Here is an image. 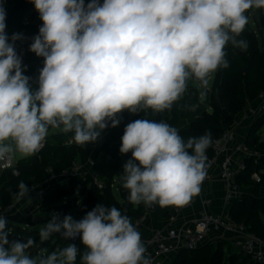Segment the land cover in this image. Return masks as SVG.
Returning <instances> with one entry per match:
<instances>
[{"label":"clouds","instance_id":"obj_1","mask_svg":"<svg viewBox=\"0 0 264 264\" xmlns=\"http://www.w3.org/2000/svg\"><path fill=\"white\" fill-rule=\"evenodd\" d=\"M42 25L29 51L43 57L37 87L24 75L15 42L23 34L6 33V9L0 0V169L16 154L30 157L44 146L49 129L73 133L86 147L120 115L170 110L190 79L229 67L226 46L247 49L237 39L248 23L246 12L264 8V0H30ZM211 133L189 137L164 120L137 119L121 137L122 187L129 203L180 206L200 192L206 175ZM17 174L13 170V175ZM12 199L31 203L20 181ZM0 215V264H152L141 234L115 207L98 203L83 218L51 219L31 237L10 239L13 229ZM55 234L74 243L50 251L40 247ZM37 249L35 255L30 249Z\"/></svg>","mask_w":264,"mask_h":264},{"label":"trees","instance_id":"obj_2","mask_svg":"<svg viewBox=\"0 0 264 264\" xmlns=\"http://www.w3.org/2000/svg\"><path fill=\"white\" fill-rule=\"evenodd\" d=\"M33 8L30 0H18L16 5L7 11L6 25L9 31L15 27L17 30L36 29L39 21L35 24H25L27 14ZM253 8L246 13L248 19ZM257 17L253 27L248 20L243 32L237 39L247 42V49L233 47L229 43L225 51L226 59L229 61V67L219 68L215 76L211 92L206 96L203 102H195L185 110V118L189 121L180 127L179 134L186 141L189 137H199L206 132L211 133V138L220 137L223 134L224 127L231 125L238 114H240L248 102L256 100L259 93L264 91V8H256ZM8 33V32H7ZM43 57L36 56L35 62L30 64L24 75L30 77V83L33 88L37 87V78L39 70L43 67ZM198 98V95L196 96ZM145 112H140L137 116H143ZM182 109L174 104L171 114L167 115V123L177 127L181 121ZM120 115L121 123L115 127L107 128L100 138L109 137L108 140L99 147L98 157H105V160L93 168V173H86L81 179L73 180L69 185H58L50 193L51 202H55L68 193L73 192L76 188H81L85 194V200L81 201L77 220L91 211L98 203L104 206L117 207L123 215L130 218L131 222L147 212V205L141 203L137 207L131 204L129 210H126V202L129 196V190L119 184V198L113 192V182L119 175L123 165L120 161L119 148L121 143L117 140L123 136L124 128L127 125L129 112L125 110ZM264 125V116L254 121L248 132L246 143L258 150L264 152V140L258 136V131ZM116 131V135L111 133ZM46 146L40 156L23 158L19 160V176L13 175V172L7 171L0 174V212L4 211L13 203L11 191L17 190V184L23 181L27 184L31 179L36 184H41L46 180V169L53 166L56 172H61L68 168L75 159H80L85 163L90 154V144L86 147L78 145L73 139V133H54L46 137ZM206 153L211 154L208 148ZM128 159L132 158L131 152L127 153ZM264 169V159L259 167L249 161L247 170L242 172L237 181L245 189L259 187L251 179L255 170ZM99 177L104 184L103 189H99L94 184V178ZM264 179V173H262ZM121 183V182H119ZM11 190V191H10ZM173 206V205H172ZM172 206L160 207L156 204L154 212L156 218L166 219L170 217ZM48 206L47 208H49ZM59 207V206H57ZM47 208H43L46 210ZM229 213L235 221L244 223L249 232L256 234L264 240V197L254 196L245 193L242 199L234 200L229 205ZM8 221L21 218L17 215H6ZM41 220L36 223L47 221ZM69 242V241H68ZM74 243L84 251L80 238ZM227 244V247L225 245ZM225 249V250H224ZM36 253V252H35ZM79 264V256L77 257ZM166 264H256L248 262L246 259H240L233 250L230 242H208L196 250H183L175 255L172 260Z\"/></svg>","mask_w":264,"mask_h":264},{"label":"built area","instance_id":"obj_3","mask_svg":"<svg viewBox=\"0 0 264 264\" xmlns=\"http://www.w3.org/2000/svg\"><path fill=\"white\" fill-rule=\"evenodd\" d=\"M41 25L42 23L38 24L36 29L18 31L23 34V39L16 41L15 48L17 54L22 57V66L28 67L31 64L33 52L29 51V46L32 43V38L38 34ZM237 116L242 120H248L250 124L263 117L264 91L259 93L256 100L248 102L244 110ZM247 135L240 136L237 129L229 125L224 127L220 137L212 138L209 147L211 154L206 153V175L200 185V192L183 205H173L170 209V217L165 219L163 226L148 230L144 237L150 211L147 210L144 215L134 221L133 225L141 234L142 242L147 249L146 255L151 257L152 264H166L183 250H196L208 242L218 243L220 240L230 242L238 257L246 259L248 262L264 264V240L249 232L244 223L232 219L229 213L230 203L242 199L243 195L247 193L246 189L237 181L239 175L247 170L249 161L259 167L264 159V152L246 143ZM102 139L106 138H99L90 145V154L85 163L80 159H75L68 168L61 172H56L53 166H49L46 169V180L43 183L36 184L33 179L27 183L30 189L29 196L37 201V208L46 203L48 195L58 185L70 186L73 180L81 179L86 173H93V168L105 160V157H98L99 142ZM45 146L46 141L43 148L34 156H40ZM18 163L19 160L14 156L6 170L0 169V174L15 170L17 173L15 176H19ZM262 173H264V169L255 170L251 179L263 185ZM218 181L223 184L222 205L219 209L216 208L217 198L214 191V184ZM116 182L114 180L112 187L116 185ZM94 184L99 189L104 188L103 181L99 177L94 178ZM69 204H72L71 210L74 207L80 208L81 200L76 198L69 201L65 196L61 206L55 212L61 215V207ZM14 209L15 204L12 203L0 212V215H16L12 213ZM195 209L198 210L189 222L176 223L186 211ZM61 218L63 217L61 216ZM78 239L79 236L69 242H75Z\"/></svg>","mask_w":264,"mask_h":264},{"label":"rangeland","instance_id":"obj_4","mask_svg":"<svg viewBox=\"0 0 264 264\" xmlns=\"http://www.w3.org/2000/svg\"><path fill=\"white\" fill-rule=\"evenodd\" d=\"M100 2L102 3L103 0H100ZM85 3H86V0H85ZM34 10H35V7L33 5V8L31 9V11L26 16L27 17L26 20H30L31 14ZM256 17H257V11H256V8H253L249 14V19H248L253 27H256V25L254 23ZM33 58H36L35 54H34ZM33 58H32V60H33ZM217 72H218V70L216 72L212 73V75L208 77L209 84L206 88L202 87L200 85V82L196 81L194 79H190L188 81L187 89H186L185 93L182 95V97L178 101H176L174 103L182 109V114H181L182 124L187 123V120H185L186 119L185 118L186 108L195 104V102H197V101L203 102L207 99L205 92L206 91L211 92V90H212L211 88L213 86L214 79H215ZM197 95H198V98L196 97ZM172 108L170 110H165L163 113H153L151 110H149L147 113H144L143 116H137L138 113L137 114H130L129 113L128 118H127V124L132 122V121H135L137 119H148L150 121L154 120L156 122H160L161 120H164L166 122L167 121V115L171 114ZM182 124H179L175 128H178ZM250 126H251V124L249 123L248 124L249 130H250ZM249 130H248V132H249ZM54 133H63V132L60 131L59 129H51L50 128L49 129V135L54 134ZM116 133H117L116 131L112 132L111 136L115 137ZM258 136H260L261 139H264V125L258 131ZM121 137L117 140L118 143H121ZM108 138L109 137H106V140H108ZM119 153H120V151H119ZM119 155H120V161H121L122 165H124V163L129 159L126 156V154L122 155L120 153ZM33 156H30V157H33ZM15 157L17 160H20L23 158H30V157H21L19 154H16ZM122 172H123V168H121L119 175H117L114 179L117 182H116V185L113 187V192L117 198H119V195H120L119 189H118L119 184L122 185V183H119V182H121L120 175ZM251 191L253 192L252 194L249 193L251 195L264 197V184L259 186V187H255ZM66 196L68 197L69 201H72L76 198L80 199L82 202L85 200V194L83 193L81 188H76L75 191L68 193ZM30 198L32 201L31 203H29L27 201V198H25L24 200H21L18 203L13 201V203L15 204V209L12 213H15L17 216H19L21 218V221L12 220L9 222L8 226L13 229V234H12V236H10V239H26L28 236H31L37 242V244H39L40 238L38 235V231L40 228H42L47 223V221L42 222V223H36V222H34L35 216H41L42 218H44V220H46V218L51 219V214L55 212V210L58 208L57 206H61L63 198L56 200L55 202L52 203L51 198H50V194H49L47 197L46 203L40 208L36 207L38 204L37 201L33 197H30ZM137 205L138 204H134V207H137ZM48 206H50V207L47 208ZM43 208H47V209L43 210ZM72 211L74 212L73 213L74 214L73 219L77 220L79 208L74 207ZM12 213H9V214H12ZM219 242L222 243V242H227V241L220 240ZM67 243H69V242L60 238L59 234H55L54 237L51 238L49 241H46L43 244H40V247L48 248V250L50 252V251L56 250L57 248L65 246ZM225 247H227V244L225 245ZM233 250L235 252L234 247H233ZM29 251H30L31 255H35L36 254L35 252L37 251V249L33 248V249H30ZM239 258L242 259L241 257H239Z\"/></svg>","mask_w":264,"mask_h":264},{"label":"crops","instance_id":"obj_5","mask_svg":"<svg viewBox=\"0 0 264 264\" xmlns=\"http://www.w3.org/2000/svg\"><path fill=\"white\" fill-rule=\"evenodd\" d=\"M18 2V0H4V7L6 9V13L8 10H10L11 8H13L16 3ZM27 19V17H26ZM25 19V20H26ZM40 18L36 19V20H32L30 18V20H26L25 21V24H35L39 21ZM6 33L7 35L9 36V38L12 36L13 33H18L19 30H17L15 27H13L10 31L6 25ZM16 44V42H15ZM34 54H31V64H33L35 62V58L34 57ZM33 58V60H32ZM186 120V119H185ZM188 123V121H187ZM185 123V124H187ZM250 122L248 120H242L240 119L239 116H237L234 120V122L231 124L233 127H235L238 131V133L240 134V136H245L248 134V124ZM180 124H182V121H180ZM185 124H182L180 125L177 129H179L180 127L184 126ZM264 140V139H262ZM255 187H251V188H247L246 191L247 193H253L251 190L254 189ZM214 191H215V196L217 198V201H216V208H221V205H222V197H223V184L221 182H216L214 184ZM148 210V209H147ZM198 209H195V210H189V211H186L182 217L179 219L178 224H183L185 222H189L192 218H194L196 212H197ZM150 211V210H148ZM165 224V219H158L156 218L154 212L150 211V214H149V221H148V224H147V227H146V230L144 231V237L147 235V232L148 230H152V229H155V228H158V227H161Z\"/></svg>","mask_w":264,"mask_h":264},{"label":"water","instance_id":"obj_6","mask_svg":"<svg viewBox=\"0 0 264 264\" xmlns=\"http://www.w3.org/2000/svg\"><path fill=\"white\" fill-rule=\"evenodd\" d=\"M88 2H90V0H86V4L88 3ZM39 18V13L36 11V10H34L33 12H32V14H31V19L32 20H36V19H38ZM212 74H210V76H211ZM205 95L206 96H208L209 95V92L208 91H206L205 92ZM107 140L106 139H102L100 142H99V146H101V145H103L105 142H106ZM129 197V196H128ZM130 206H131V203H129V200H128V198H127V202H126V210H129V208H130ZM71 208H72V204H69V205H66V206H63V207H61V215H60V217L62 216H64V215H71L72 217H73V211L71 210ZM147 209L148 210H150V211H152V212H155L156 211V204H153V205H151V206H147ZM41 220H44V218H42L41 216H36L35 217V219H34V222H38V221H41Z\"/></svg>","mask_w":264,"mask_h":264}]
</instances>
